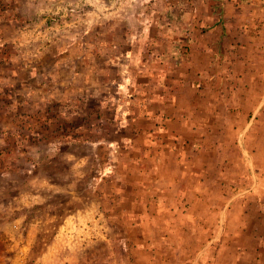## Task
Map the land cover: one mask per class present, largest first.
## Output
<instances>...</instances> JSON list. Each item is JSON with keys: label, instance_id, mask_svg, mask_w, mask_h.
<instances>
[{"label": "rangeland", "instance_id": "374dc122", "mask_svg": "<svg viewBox=\"0 0 264 264\" xmlns=\"http://www.w3.org/2000/svg\"><path fill=\"white\" fill-rule=\"evenodd\" d=\"M141 9L127 0H0V264L19 241L28 245L30 263L203 264L204 246L192 236L185 209L161 214L170 227H155L154 210L142 218L112 208L108 226L102 220L95 230L65 227L96 201L124 199L121 180L112 177L120 169L104 166L110 153L103 145L122 136L116 110L129 92L119 83L130 61L123 51L131 46L128 26L139 29L129 17ZM148 57L145 49L133 52L131 74ZM247 126L209 134L224 142L229 162L221 167L243 180L237 187V178L230 181L234 190L257 178ZM96 141L103 143H90ZM224 219L217 218L212 243Z\"/></svg>", "mask_w": 264, "mask_h": 264}, {"label": "crops", "instance_id": "0c3cea01", "mask_svg": "<svg viewBox=\"0 0 264 264\" xmlns=\"http://www.w3.org/2000/svg\"><path fill=\"white\" fill-rule=\"evenodd\" d=\"M127 1L142 9L129 17L139 29L128 26L131 46L123 51L130 61L119 83L129 92L116 110L122 136L103 145L110 153L104 166L120 169L112 177L121 180L124 199L108 202L112 207L96 201L65 227L108 226L111 208L142 218L154 210L155 227H170L161 214L185 209L192 236L204 246L203 264H264V0ZM144 49L149 57L131 74L133 52ZM137 75L145 79L136 82ZM248 124L257 178L239 191L240 174L231 178L221 167L228 161L224 142L209 134L242 133ZM237 157L242 162L244 155Z\"/></svg>", "mask_w": 264, "mask_h": 264}, {"label": "built area", "instance_id": "2783aa9c", "mask_svg": "<svg viewBox=\"0 0 264 264\" xmlns=\"http://www.w3.org/2000/svg\"><path fill=\"white\" fill-rule=\"evenodd\" d=\"M17 225L15 224V227ZM18 227V226H17ZM18 244L11 248V252L7 257H3L4 262L1 264H42L40 260L29 262L28 245L23 242H16Z\"/></svg>", "mask_w": 264, "mask_h": 264}, {"label": "water", "instance_id": "95a60500", "mask_svg": "<svg viewBox=\"0 0 264 264\" xmlns=\"http://www.w3.org/2000/svg\"><path fill=\"white\" fill-rule=\"evenodd\" d=\"M257 112V111H256ZM255 118V114H253V117L251 118V121H252V119H254ZM251 124V123H250ZM249 124V125H250ZM248 127V126H247ZM246 130H247V128H246ZM252 166H253V164H252ZM212 242H213V240H212Z\"/></svg>", "mask_w": 264, "mask_h": 264}, {"label": "trees", "instance_id": "16d2710c", "mask_svg": "<svg viewBox=\"0 0 264 264\" xmlns=\"http://www.w3.org/2000/svg\"><path fill=\"white\" fill-rule=\"evenodd\" d=\"M214 244V243H213Z\"/></svg>", "mask_w": 264, "mask_h": 264}]
</instances>
